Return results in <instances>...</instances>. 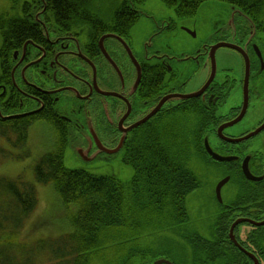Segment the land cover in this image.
I'll list each match as a JSON object with an SVG mask.
<instances>
[{
    "label": "flooded vegetation",
    "instance_id": "1",
    "mask_svg": "<svg viewBox=\"0 0 264 264\" xmlns=\"http://www.w3.org/2000/svg\"><path fill=\"white\" fill-rule=\"evenodd\" d=\"M146 1L82 0L75 13L72 0H0V128L28 137L41 125L75 160L119 158L136 173L144 159L180 161L161 190L188 263L264 264V137L251 142L264 109L244 106L264 101V15L225 0Z\"/></svg>",
    "mask_w": 264,
    "mask_h": 264
},
{
    "label": "trees",
    "instance_id": "2",
    "mask_svg": "<svg viewBox=\"0 0 264 264\" xmlns=\"http://www.w3.org/2000/svg\"><path fill=\"white\" fill-rule=\"evenodd\" d=\"M72 1L69 7L64 6V10L77 13L87 5L82 0ZM186 1L190 4L199 2L177 0L171 2V6L173 9L183 10L186 9L183 5ZM225 1L241 9H249L248 12L256 19L264 15V0ZM23 26L24 24L18 23L10 27L17 38L28 34ZM23 132L24 134L18 131L10 133L16 135L18 142H25L26 130ZM5 133L6 130L1 127L0 134ZM10 133L8 131L7 134ZM55 147L57 149L54 152L39 158L35 168V180L53 186L63 210L68 209L65 217L72 227L68 234L63 235L68 238L65 241L67 243L58 241L61 245L60 253L65 246L67 251L55 256L54 263L150 264L157 255L149 248L155 243L151 239L153 234L156 235L153 231L159 232L160 227H164L167 232L173 226L171 216L175 207L173 202L169 203L163 198L165 192L161 190V186L172 187L175 176L169 173L168 168L173 165L174 168L182 166L181 162L170 163L153 158L150 165L144 159L143 166H140L141 172L136 173L130 160L129 165L134 174L130 182L124 185L113 176H97L81 168L67 167L63 162L62 142L57 141ZM154 188H159V193L155 194ZM35 204L33 185L20 178L13 181L0 177V264H45L46 259L35 254L40 250L37 247L39 241L27 243L26 236L22 237L20 233ZM69 207H73V210H69ZM72 221L77 222L71 223ZM49 247L52 248L51 245ZM89 253L96 256L89 257Z\"/></svg>",
    "mask_w": 264,
    "mask_h": 264
},
{
    "label": "rangeland",
    "instance_id": "3",
    "mask_svg": "<svg viewBox=\"0 0 264 264\" xmlns=\"http://www.w3.org/2000/svg\"><path fill=\"white\" fill-rule=\"evenodd\" d=\"M148 10H160L163 9V5L160 0H147L146 4L143 6ZM232 64L235 63V57L232 56L230 59ZM264 109V101L261 95L253 94L250 96L248 109ZM253 112V111H251ZM249 112V113H251ZM253 119V125L258 121V115L253 112L250 116ZM6 130L5 135L0 134V177H6L10 180L22 179L23 181L33 185L35 190L36 204L32 209L30 216L25 220L21 236H26L27 243H33L36 240L37 247L39 251L35 254L43 256L46 259L45 264H55V256H59L63 252L66 253L67 248L60 253L61 245L58 241H68L65 238L64 233H69L72 229L71 225L68 224L65 217L67 211L63 210L62 204L53 186L49 183H40L36 179V165L42 155L51 153L55 151V140L52 133L46 128L39 126H34L29 130L26 143L17 141V137L13 132L15 130L8 128H2ZM9 131V135L7 134ZM264 135L260 134L253 137L252 145L253 148L257 146L258 139L263 138ZM193 166L197 169L196 171L204 172L210 174L212 169L210 166H204L198 161L193 160ZM65 163L69 167L83 168L87 171L98 175H108L113 176L119 180L122 184H127L130 182L132 170L122 165L119 158H114L110 160H92V162H84L75 160V156L72 151H67L65 156ZM191 212L195 216L199 213V209L193 203H189ZM69 210H73V207H69ZM207 210V209H205ZM204 210V211H205ZM78 219V216L76 217ZM75 219V220H76ZM77 221H72L75 223ZM172 228V226H170ZM209 226L205 225L202 230H208ZM153 231V230H152ZM164 227H160V231H153L156 235L151 239H157L154 246H149L154 251L159 254H164L173 264H189V251L185 250V246L181 242V238L177 236V233L165 232ZM192 231H196L195 227H192ZM165 235L164 238L158 236ZM25 238V240H26ZM67 243V242H65ZM49 245L52 246L49 247ZM43 247L45 249H43ZM45 250V252H44ZM53 251L52 253H50ZM43 252V253H42ZM49 254H48V253ZM96 255L89 253V257L94 258ZM154 258H161L159 255H155ZM64 262V261H63ZM60 264H63L60 262Z\"/></svg>",
    "mask_w": 264,
    "mask_h": 264
},
{
    "label": "water",
    "instance_id": "4",
    "mask_svg": "<svg viewBox=\"0 0 264 264\" xmlns=\"http://www.w3.org/2000/svg\"><path fill=\"white\" fill-rule=\"evenodd\" d=\"M251 23V22H250ZM251 28H252V24H251ZM245 97H247V93L244 95ZM245 101H247V99L245 100ZM245 106H247V104H245ZM151 115H149L148 117H150ZM148 117L146 118V119H148ZM145 119V120H146ZM136 126V125H135ZM263 126V125H262ZM262 126H260V128L259 129H261L262 128ZM258 129V130H259ZM257 132H255L254 134H256ZM209 153L210 154H212L210 151H209ZM213 157H215V155H213ZM153 264H171L170 262H168V261H166V260H159V261H156V262H154Z\"/></svg>",
    "mask_w": 264,
    "mask_h": 264
}]
</instances>
